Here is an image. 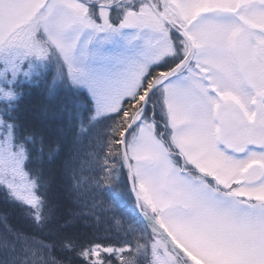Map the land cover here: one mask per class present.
<instances>
[{"label": "snow or ice", "instance_id": "1", "mask_svg": "<svg viewBox=\"0 0 264 264\" xmlns=\"http://www.w3.org/2000/svg\"><path fill=\"white\" fill-rule=\"evenodd\" d=\"M0 264H264V0H0Z\"/></svg>", "mask_w": 264, "mask_h": 264}, {"label": "trees", "instance_id": "2", "mask_svg": "<svg viewBox=\"0 0 264 264\" xmlns=\"http://www.w3.org/2000/svg\"><path fill=\"white\" fill-rule=\"evenodd\" d=\"M29 103L30 106L36 110L35 114H39V112L47 105L48 101L45 98L37 95L33 97ZM39 238L40 237H38V239Z\"/></svg>", "mask_w": 264, "mask_h": 264}]
</instances>
